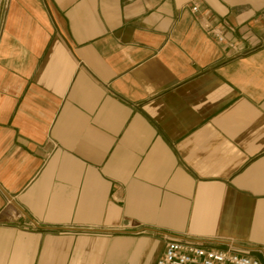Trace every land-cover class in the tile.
I'll return each mask as SVG.
<instances>
[{
  "label": "crops",
  "instance_id": "1",
  "mask_svg": "<svg viewBox=\"0 0 264 264\" xmlns=\"http://www.w3.org/2000/svg\"><path fill=\"white\" fill-rule=\"evenodd\" d=\"M164 237L264 264V0H0V264Z\"/></svg>",
  "mask_w": 264,
  "mask_h": 264
},
{
  "label": "built area",
  "instance_id": "2",
  "mask_svg": "<svg viewBox=\"0 0 264 264\" xmlns=\"http://www.w3.org/2000/svg\"><path fill=\"white\" fill-rule=\"evenodd\" d=\"M191 13L198 12L197 2L189 5ZM204 29L216 42L224 41L220 27L205 22ZM155 264H262L257 259L238 253L232 248L206 246L187 237H164V248Z\"/></svg>",
  "mask_w": 264,
  "mask_h": 264
}]
</instances>
